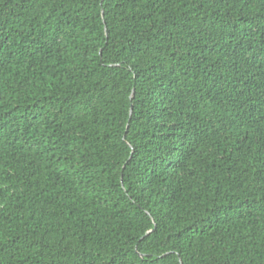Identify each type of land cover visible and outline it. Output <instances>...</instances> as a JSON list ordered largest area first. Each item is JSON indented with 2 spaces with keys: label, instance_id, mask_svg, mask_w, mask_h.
<instances>
[{
  "label": "trees",
  "instance_id": "1",
  "mask_svg": "<svg viewBox=\"0 0 264 264\" xmlns=\"http://www.w3.org/2000/svg\"><path fill=\"white\" fill-rule=\"evenodd\" d=\"M179 259L264 264V0H0V264Z\"/></svg>",
  "mask_w": 264,
  "mask_h": 264
},
{
  "label": "water",
  "instance_id": "2",
  "mask_svg": "<svg viewBox=\"0 0 264 264\" xmlns=\"http://www.w3.org/2000/svg\"><path fill=\"white\" fill-rule=\"evenodd\" d=\"M133 94H134V92H132V94H131V97L133 96ZM132 114V107L130 108V115ZM122 181V180H121ZM141 256V255H140ZM179 261H180V259H179ZM180 264H181V261H180Z\"/></svg>",
  "mask_w": 264,
  "mask_h": 264
}]
</instances>
